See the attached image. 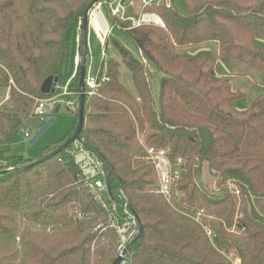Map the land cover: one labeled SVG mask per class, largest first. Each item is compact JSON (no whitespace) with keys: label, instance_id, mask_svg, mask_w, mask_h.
<instances>
[{"label":"trees","instance_id":"16d2710c","mask_svg":"<svg viewBox=\"0 0 264 264\" xmlns=\"http://www.w3.org/2000/svg\"><path fill=\"white\" fill-rule=\"evenodd\" d=\"M90 1L0 0V94L7 93L0 140L11 143L35 99L52 94L40 91L46 77L56 76L60 86L70 78ZM182 3L183 9L173 0L143 6L162 19L163 27L132 26L103 7L112 30L129 38L138 52L111 38L132 73L136 95L120 83L117 61H101L100 74L106 64L109 80L97 95L84 98L80 139L103 161L111 189H122L138 216L139 232L129 244L133 264H233L229 254L239 264H264V93L237 110L234 101L242 95L233 91L227 75H218V59L264 70V46L257 41L264 38V0ZM212 42L216 56L184 52ZM151 67L160 73L157 96ZM69 89L78 91V72ZM138 136L147 146L184 159L174 207L150 191L155 174ZM59 157L23 167L32 160L0 151V160L7 162L0 165V264L114 260L115 234L95 230L105 214L73 185L76 166ZM205 165L217 176L219 193L201 187ZM227 182L237 195L227 191ZM74 204L88 216L73 218ZM199 211L201 223L192 218Z\"/></svg>","mask_w":264,"mask_h":264},{"label":"built area","instance_id":"2783aa9c","mask_svg":"<svg viewBox=\"0 0 264 264\" xmlns=\"http://www.w3.org/2000/svg\"><path fill=\"white\" fill-rule=\"evenodd\" d=\"M155 0H141L142 4L149 5ZM109 9L111 15L117 16L122 20H129L132 26H138L141 23L150 22L155 25L163 26L161 18L153 13L141 14L138 17H124L126 6L121 2H117L114 6L110 3ZM102 10L100 5H95L88 16V30H94L96 35L107 48V40L112 32V25L109 21L101 23L97 18V13ZM76 52L73 59V71L70 78L61 86L56 84L55 91L48 97L36 98L31 109L32 115L37 117L49 118L57 108L58 104L64 107L67 112L77 113L78 108V91H71L69 83L78 72L79 64V35L76 38ZM102 55H105L103 51ZM87 57V56H86ZM103 58L101 61H104ZM100 74V67L95 76L86 71L84 76V96L92 97L97 95L98 88L103 82L109 80L105 73V67ZM58 89V91H57ZM23 136L29 138L30 131L21 129ZM140 144L145 150V161H147L153 169L156 179L154 192L161 195L166 203L174 207L176 196L181 193L177 189V184L182 177L185 161L182 157L173 156L168 149L155 148L147 146L140 138ZM66 156V160L60 156L59 161H71L77 168L73 185L78 189L86 191L92 199L98 204L99 208L105 214V221L100 222L95 230L98 234H103L105 230H112L116 236V255L122 256L119 264H133L132 253L129 251V244L139 232L138 219L134 210L130 207L125 193L122 189H111L108 179V171L100 157L91 150L82 139L74 140L60 153ZM227 191L229 193H237L234 186L228 182ZM70 215L75 219H84L88 216L86 212H82L78 204H74L70 210ZM193 219L199 223L201 220L199 215ZM49 231V229H48ZM205 231L210 239L214 237L206 227ZM103 240V237H101Z\"/></svg>","mask_w":264,"mask_h":264},{"label":"rangeland","instance_id":"374dc122","mask_svg":"<svg viewBox=\"0 0 264 264\" xmlns=\"http://www.w3.org/2000/svg\"><path fill=\"white\" fill-rule=\"evenodd\" d=\"M127 1L130 0H109V1L102 0L101 2H98L96 5H100L101 9H103V7L106 5H108L109 7L110 3L114 6L117 2H121L125 6H128L126 3ZM162 1H165V3L169 5L170 1L172 0H155L157 5ZM173 3L179 9H183L182 0H173ZM143 6L144 4H142L141 0H134V4L132 6H130L129 8L126 7L124 17L130 16L131 12H133L134 15H136L134 17H138L143 13L155 14L154 12L146 11L143 8ZM131 8L133 11L131 10ZM120 20L125 21L122 19ZM145 23L147 24V22ZM149 23L150 22H148V24ZM150 24H154V23H150ZM111 38L117 40L124 47L129 49L134 55H138V52L134 47L133 43L131 42V40L127 38L124 34L118 32L117 30H112L111 35L109 36V41L107 42V48L105 49L103 43L96 35L95 31L89 28L87 33L88 54L85 63L86 71L90 72L92 76H95L97 74L101 60L103 58H105L104 61L106 64L110 59L117 61L118 77L120 83L131 95L135 96L136 91L133 85L132 73L121 61L119 53L117 52L113 42L111 41ZM257 41L259 45L264 46V38L258 39ZM103 51L105 52L104 56L102 55ZM199 51H208L213 56H216L217 44L215 42H212L207 47L206 46L200 48L189 47L184 49V52L191 56L195 55ZM151 73H152L151 82H152L153 92L154 95L157 96L159 90L160 73L154 70L152 67H151ZM218 75L219 76L227 75L233 91L238 92V94L242 95L240 98L234 101V108H236L237 110H245L249 108L252 101L257 96L264 93V70L262 69L245 68L241 64H237V65L227 64V63H223L220 59H218ZM1 98H3L4 103L0 105V109H5L7 105V93L2 91V93L0 94V99ZM57 107L59 109L58 112L53 113L51 115L53 117L52 123L45 129V131L40 135V137L34 143L29 144L28 141L32 137L34 132L37 130L39 124L42 121L47 120L48 118L37 117L35 115H32L30 111L29 116L24 121L23 129H28L30 131L31 136L29 138H25L23 136L22 131H17L15 132L13 141L11 143H7V145L3 148L4 150H0V151L9 155H22L25 158L34 161L36 159H39L41 156H43V152L46 149L48 148H51L52 150L55 149L58 146L57 143L61 139L69 136V132L71 131L77 120L76 113L67 112L64 109V107L61 106V104H58ZM31 128H33V130H31ZM60 156H62L64 160L67 159L66 156H64L63 154H60ZM0 165H2L3 167L7 166V162L0 160ZM201 178H202L201 187H203L205 190H208L209 192L212 193L220 192V188L218 187L217 184V176L215 175V173L208 171L206 165L203 167ZM155 186H156V179L154 176V183L150 189L151 192H154ZM235 194L237 195V193ZM198 215L200 218L201 215H203L202 211H199L197 212V214H194L192 216L194 218H197ZM37 228H39V226H37ZM227 258L233 264H239L240 262L239 258L232 256V254H229Z\"/></svg>","mask_w":264,"mask_h":264},{"label":"water","instance_id":"95a60500","mask_svg":"<svg viewBox=\"0 0 264 264\" xmlns=\"http://www.w3.org/2000/svg\"><path fill=\"white\" fill-rule=\"evenodd\" d=\"M99 0H91L87 7L84 10L82 19L80 21V35H79V43H80V59L78 64V108L76 113V125L72 131V133L65 138V140L59 144L55 149L50 151L49 153L41 156L39 159L31 161L30 163L22 165L23 167L35 165L43 160H46L52 156L60 154L63 149H65L70 143L74 140L80 139V133L84 126V76H85V63H86V56L88 51V44H87V33H88V16L90 11L93 7L98 3ZM58 82V78L56 76H48L46 77L40 85V91L43 94H50L55 91L56 84ZM58 107L55 109L54 113L58 112ZM53 117L50 116L44 123L37 128L34 132L32 137L29 139L28 143H34L40 135L45 131V129L52 123ZM33 130V128H31ZM136 214V213H135ZM138 219V216L136 215ZM122 256H117L114 258L111 264H119L121 261Z\"/></svg>","mask_w":264,"mask_h":264},{"label":"crops","instance_id":"0c3cea01","mask_svg":"<svg viewBox=\"0 0 264 264\" xmlns=\"http://www.w3.org/2000/svg\"><path fill=\"white\" fill-rule=\"evenodd\" d=\"M126 3H127V5H128V6H126V7L129 8L130 6H132V5L134 4V0L127 1ZM131 10H132V8H131ZM132 11H133V10H132ZM134 16H136V15H134V13L131 12V13H130V17H134ZM97 18H98V20H99L101 23H104V21H107V18H106V16H105L103 10H100V11L97 13ZM2 103H4V102H3V98L0 99V105H1ZM72 129H73V128H72ZM72 129H71V131H72ZM71 131L69 132V135H70ZM65 138H66V137H65ZM65 138H63V139H65ZM60 141H62V139H61ZM58 143H59V142H58ZM58 143H57V144H58ZM57 144H56V145H57ZM6 145H7V142L0 140V150H4L3 148H4Z\"/></svg>","mask_w":264,"mask_h":264}]
</instances>
